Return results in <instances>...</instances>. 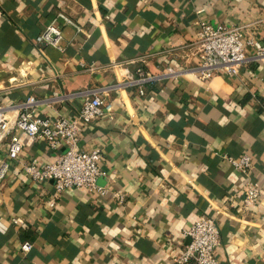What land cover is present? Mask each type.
I'll use <instances>...</instances> for the list:
<instances>
[{
    "label": "crops",
    "instance_id": "obj_1",
    "mask_svg": "<svg viewBox=\"0 0 264 264\" xmlns=\"http://www.w3.org/2000/svg\"><path fill=\"white\" fill-rule=\"evenodd\" d=\"M202 18L264 43V0H0V104L36 96L39 115L73 120L84 92L99 89L115 107L81 128L79 148L103 154L102 191L58 195L54 181H34L23 162L51 163L62 150L17 132L23 151L0 181V264H173L203 214L219 220L221 264H264V64L209 80L162 76L144 95L122 85L140 68L198 66ZM54 20L64 51L35 41ZM242 154L262 187L249 212L247 177L228 159Z\"/></svg>",
    "mask_w": 264,
    "mask_h": 264
},
{
    "label": "built area",
    "instance_id": "obj_2",
    "mask_svg": "<svg viewBox=\"0 0 264 264\" xmlns=\"http://www.w3.org/2000/svg\"><path fill=\"white\" fill-rule=\"evenodd\" d=\"M66 24L82 31L73 19L67 20ZM243 31V27L215 26L202 18L199 22L197 41L198 66L190 69L170 66L161 76L150 75L140 68L138 77L129 74L122 85L137 86L140 94L144 95L145 84L155 82L162 76L178 78L191 73L200 80H209L219 73L238 75L240 68L252 61L264 64V43L254 37L245 42ZM35 41L37 45H49L64 51L63 28L54 20ZM248 46L254 48L253 55L247 52ZM84 96L85 101L79 116L73 120L63 116L39 115L41 100L36 96H29L12 105L0 104V145L8 141L7 159L0 162V181L7 177L10 162L19 159L23 151L24 145L17 133L19 131L33 140L45 142L51 150H62L51 163L42 164L38 160L23 162L24 172L34 181H54L58 195L75 188H84L90 193L102 191L98 179L106 175L101 168L103 154L99 149L86 152L79 148L81 128L102 117H113L115 107L104 90H87ZM228 159L236 170L247 177L242 208L249 212L258 204L262 195V187L251 177L254 167L252 157L249 154H242L237 157L229 156ZM118 198L124 199L122 195H118ZM55 204L56 200H53L51 206ZM186 235L190 237V242L173 258V264H221V259L217 255V249L222 244L217 215H201ZM33 246L31 241H25L21 248L27 253Z\"/></svg>",
    "mask_w": 264,
    "mask_h": 264
}]
</instances>
